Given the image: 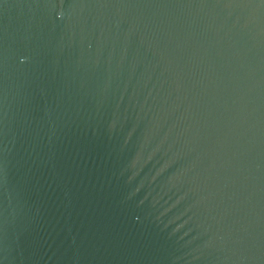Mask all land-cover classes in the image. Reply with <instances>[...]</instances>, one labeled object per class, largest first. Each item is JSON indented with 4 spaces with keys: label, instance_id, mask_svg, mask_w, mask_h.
Listing matches in <instances>:
<instances>
[{
    "label": "water",
    "instance_id": "obj_1",
    "mask_svg": "<svg viewBox=\"0 0 264 264\" xmlns=\"http://www.w3.org/2000/svg\"><path fill=\"white\" fill-rule=\"evenodd\" d=\"M0 264H264V0H0Z\"/></svg>",
    "mask_w": 264,
    "mask_h": 264
}]
</instances>
